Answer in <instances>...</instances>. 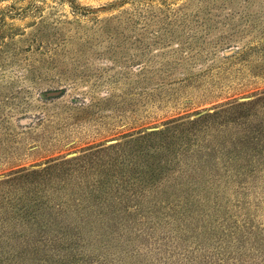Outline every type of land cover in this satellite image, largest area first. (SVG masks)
Here are the masks:
<instances>
[{"label": "rangeland", "instance_id": "374dc122", "mask_svg": "<svg viewBox=\"0 0 264 264\" xmlns=\"http://www.w3.org/2000/svg\"><path fill=\"white\" fill-rule=\"evenodd\" d=\"M0 264H264V0H0Z\"/></svg>", "mask_w": 264, "mask_h": 264}, {"label": "trees", "instance_id": "16d2710c", "mask_svg": "<svg viewBox=\"0 0 264 264\" xmlns=\"http://www.w3.org/2000/svg\"><path fill=\"white\" fill-rule=\"evenodd\" d=\"M246 104L247 103H242V105L230 106L229 108L223 109V110H221V112H217V114L213 115L211 120H215V119H218V118H220L222 116H226V115H233L234 116L236 114V110L244 107ZM173 138H174L173 139V141H174L173 144H177L178 148H181L184 145L186 146V142H185L186 138H185V136H183V134L180 136V138L177 137V136H175ZM222 145H225V143H223ZM120 146L121 145L110 146V151L114 150L111 153V155L112 156L116 155V158L114 159V161H117V159L121 155ZM218 152H217V155H218ZM222 152H224V154L220 155V160H222L221 162L224 163V164H226L227 162L229 164H231L232 163L231 162V158H232V160L238 158V156L232 155L233 154L232 150L229 151V152L228 151L227 152L226 151H222ZM216 157H218V156H216ZM73 160L82 161V163H86V162L91 161L92 157L91 156H84V157H80V158H75ZM73 162L74 161H72V160H67L64 163H61L59 165L50 166L48 168V170H47V176L49 177L48 179L53 181V182H55V183H56V181L54 179H60L63 182L80 179L81 182H83L82 178H87V174H85L87 172V169L83 168V165H81V164H79V168L77 169L76 166L75 167L73 166V164H74ZM76 165H78V164H76ZM226 168H228V166H226ZM242 171H244V172H242V174H240L239 176L243 175L242 177H249L247 175H244V174H246V170H242ZM225 172H229L230 173V169L229 170L226 169ZM251 172H252V170H251ZM210 173H212V171H210ZM69 185H71V184L68 183L66 185V188H64V190L67 189V187ZM74 185H75V187L80 188V191H85L86 190L88 192V188L86 186H83L81 188V186H82L81 184H76L75 183ZM128 191L129 190H127V192ZM131 193H132L131 197H136L137 194H138V191L136 189H133V191ZM88 194H89L90 198L94 195V194H92V192H88ZM131 197H128V198L130 199ZM83 201H84L83 199H78V200L74 201V204H77V206H81L82 205L81 202H83ZM64 203H66V202H64ZM74 204H73V206H75ZM59 205L63 206L62 204H59ZM246 221H247V219L245 220V222L243 224L244 227L248 226V224H247L248 222H246Z\"/></svg>", "mask_w": 264, "mask_h": 264}]
</instances>
